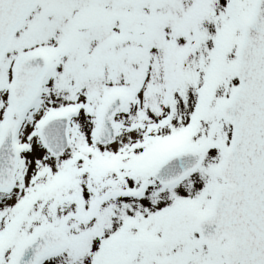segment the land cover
<instances>
[{"label":"snow or ice","instance_id":"1","mask_svg":"<svg viewBox=\"0 0 264 264\" xmlns=\"http://www.w3.org/2000/svg\"><path fill=\"white\" fill-rule=\"evenodd\" d=\"M0 264H264V0H0Z\"/></svg>","mask_w":264,"mask_h":264}]
</instances>
